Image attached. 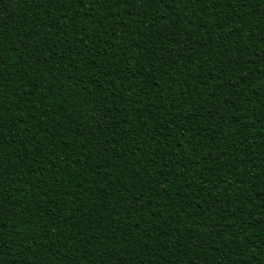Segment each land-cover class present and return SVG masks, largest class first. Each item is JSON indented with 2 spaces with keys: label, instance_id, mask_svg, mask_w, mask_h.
Here are the masks:
<instances>
[{
  "label": "trees",
  "instance_id": "obj_1",
  "mask_svg": "<svg viewBox=\"0 0 264 264\" xmlns=\"http://www.w3.org/2000/svg\"><path fill=\"white\" fill-rule=\"evenodd\" d=\"M224 3L206 13L198 0L153 2L127 16L124 0H93L82 24L81 5L0 0V131L16 153L4 157L0 232L13 253L25 250L23 264L37 246L57 254L53 264H264V0ZM33 40L43 74L29 67ZM228 41L231 65L220 54ZM53 77L79 81L107 127L50 88ZM224 101L225 119L210 116ZM148 137L167 145V168L144 163ZM228 162L239 165L238 190L201 228ZM237 222L251 225L240 238L226 230Z\"/></svg>",
  "mask_w": 264,
  "mask_h": 264
},
{
  "label": "snow or ice",
  "instance_id": "obj_2",
  "mask_svg": "<svg viewBox=\"0 0 264 264\" xmlns=\"http://www.w3.org/2000/svg\"><path fill=\"white\" fill-rule=\"evenodd\" d=\"M25 3H28L29 0H24ZM31 2H36V0H31ZM85 2H93V0H39V3L41 5H47L48 9H58L61 4L64 3H70L73 6L81 5L79 8V12L83 13L82 16L78 18V22L84 24L87 22L88 19H94V17H89L87 15V11L84 9L83 4ZM95 3L98 5L103 4H109V5H118L120 4L121 0H94ZM156 2L160 4L161 6L164 5H176L177 3H193L194 0H124V4L127 5V16H133L134 14L139 15L140 9L144 8L147 4ZM230 3L231 0H228ZM238 3L242 4H251L252 0H237ZM198 3L201 5L199 8V11L206 12V13H212L214 9H223L225 7L224 0H198ZM259 6V4H257ZM177 11L175 8H173V13ZM171 15V14H169ZM220 15H223V12H220ZM49 18H52V12H49ZM169 16H162L161 21L168 20ZM183 19H187V16L183 17ZM126 27V25H124ZM161 27L163 29H167L169 27L168 24H161ZM183 35V32L180 33ZM173 36L176 35L175 32L172 33ZM192 35H196L199 37L198 32H193ZM3 31L2 27H0V39H3ZM88 39V34L85 33L84 36L81 39V43L86 41ZM224 39H227V36L224 37ZM264 42V41H262ZM29 43L30 47L25 48V53L29 57V67H33L36 71L43 74L45 71H48L47 68V59H45L43 62L41 61V57L45 56V53L41 51L40 45L35 41H27ZM229 44H232L233 47H225L223 44L220 45L221 48H223V51L220 53L221 55L226 57V63L228 65H231L232 61L235 60V57L232 56V52L235 49V44L232 41H228ZM8 50H12L9 48ZM5 50L0 49V79L3 78V65L5 63ZM175 52H169L165 56L161 57V60L159 62V67L163 68L164 65L168 64L171 61L172 56L176 55ZM226 75V73H225ZM54 83L52 81H45L49 85L50 88L54 89L55 92H58L60 95H69L71 96V99L79 106L80 112H95L97 123L104 122V127H107V121L111 119V117L106 113L100 110V107H91L92 106V100L88 98L86 89L81 86V83L76 80L68 79L66 83L61 82L58 78L53 77ZM226 101L214 104L212 106V109L209 112L210 116H219V119L223 121L225 119L224 115L221 114L222 112H227V108L225 107ZM4 111V108L2 105H0V113ZM230 119V117H229ZM3 120V116L0 115V121ZM215 126L219 127V124H216ZM3 124L0 123V130H2ZM152 139V137L146 138L144 141V146L147 148L146 153L144 154V163L149 166V168L153 167L157 163L163 164L164 168L168 167L167 162L162 158L163 156V149L167 147V145H159V144H152L148 145V140ZM12 147L11 144H9L6 136L3 134L2 131H0V177L3 176V163H4V157L5 155H15V150L12 153H8V148ZM139 149H137L138 151ZM171 159V156L168 157ZM227 171L222 176L223 181V187L215 189L216 195L212 197V204L207 209L208 215H206L203 218V222L200 224L201 228L207 227L208 221L210 220L211 216L217 215V213L214 211V208L216 207V203L219 202L220 204L225 203L224 199H219L224 196L225 192H228L229 190H238L236 185L238 184L240 169L239 165H232L230 162L225 163L223 166ZM171 174V173H170ZM179 175H183V169L179 170ZM2 183V181H0ZM123 187V185H121ZM207 192L211 194L213 192V189L209 188L207 189ZM4 193L2 189H0V196H3ZM201 196L203 197L204 204H208V197L204 195V190H201ZM244 197L241 196L240 199H243ZM123 199V198H122ZM125 207L124 210L127 211V201H123ZM133 205L136 204L135 198H132ZM183 209H181L182 211ZM2 211V209H0ZM205 209L201 208V212H204ZM251 227L250 224L245 225L243 222H237L236 227L233 229V226L231 224L227 225V229H232L234 235L237 238L242 237L247 233L248 228ZM16 237H19V233L15 234ZM115 235V233H113ZM197 239H199V233H197ZM13 244L17 246V248H20V240L19 239H13ZM27 252H31L32 255L29 257L31 264H53V258L57 255L55 252L51 254V256L43 255L39 253V246H37V250L35 252H32V248L29 247L27 249ZM25 255V250L21 249L20 251L13 253L11 246L9 245L8 240L5 238V233L0 232V264H23L22 259L18 260V257H23Z\"/></svg>",
  "mask_w": 264,
  "mask_h": 264
}]
</instances>
